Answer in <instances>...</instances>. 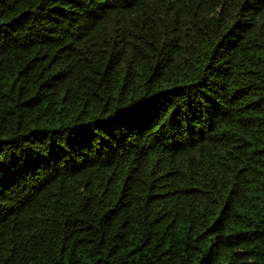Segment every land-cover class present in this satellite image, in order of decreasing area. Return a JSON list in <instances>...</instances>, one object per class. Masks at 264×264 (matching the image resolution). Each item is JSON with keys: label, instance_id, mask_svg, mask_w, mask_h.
Instances as JSON below:
<instances>
[{"label": "trees", "instance_id": "1", "mask_svg": "<svg viewBox=\"0 0 264 264\" xmlns=\"http://www.w3.org/2000/svg\"><path fill=\"white\" fill-rule=\"evenodd\" d=\"M0 264H264V0H0Z\"/></svg>", "mask_w": 264, "mask_h": 264}]
</instances>
